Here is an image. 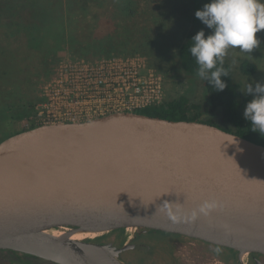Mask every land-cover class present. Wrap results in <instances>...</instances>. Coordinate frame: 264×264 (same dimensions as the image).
Masks as SVG:
<instances>
[{"label": "water", "instance_id": "obj_1", "mask_svg": "<svg viewBox=\"0 0 264 264\" xmlns=\"http://www.w3.org/2000/svg\"><path fill=\"white\" fill-rule=\"evenodd\" d=\"M205 200L218 207L191 219ZM139 228L264 253V146L136 112L40 125L0 142V251L125 264L93 240ZM79 233L93 237L71 239Z\"/></svg>", "mask_w": 264, "mask_h": 264}, {"label": "trees", "instance_id": "obj_2", "mask_svg": "<svg viewBox=\"0 0 264 264\" xmlns=\"http://www.w3.org/2000/svg\"><path fill=\"white\" fill-rule=\"evenodd\" d=\"M170 1L144 0L141 1L143 7L140 8L134 0H66L60 10L50 8L53 9L54 15L52 13L44 17L41 27L46 32H43L40 41L37 29L28 30V36L26 33L18 34V30L16 35L10 36L9 39L5 36L0 40L3 48L8 47L17 52L28 49L30 55L19 58L1 52L5 57L4 61H7L0 63L4 64L0 65V118L3 127L9 129L13 135L25 131L19 125L34 114L36 105L42 101L43 87L55 78L59 64L66 60L62 55L70 54L73 49L79 57L74 60L83 59L93 63L119 56L116 55L117 50L126 46L134 36L148 35L150 40L145 41L151 49L143 50L140 55L150 67L162 75L164 98L160 104L146 107L136 113L168 121H197L214 125L264 146V133L253 132L250 121L243 117L247 102L253 98L252 94H247L246 85L252 83L255 86L252 77L258 73L257 65L247 58H236L238 71L246 78L245 82L241 83L235 76L227 54L224 67L229 74L222 78L227 87L223 91H215L207 81L196 76L197 65L188 51L192 37L200 30L191 31L179 45L176 54L172 57L168 55L169 43L178 36L175 25L167 21L169 16L166 10ZM199 6L196 0V8ZM103 9L104 11L99 12ZM138 11L141 14H138ZM144 15L142 23L136 25L137 23L132 21L135 17ZM210 31L207 28L205 35ZM39 52L43 53L42 57ZM15 61L18 62L15 64ZM34 67H41L42 71ZM39 73L42 75L41 82H37ZM180 73L199 80L205 96L203 102L197 103L182 95L169 97L168 89ZM27 101H30V104ZM122 232L118 230L111 234L118 233L121 236ZM0 253V264H35L31 260L22 259L33 258L27 255L9 251ZM2 253H8L16 260L9 262L7 255Z\"/></svg>", "mask_w": 264, "mask_h": 264}, {"label": "built area", "instance_id": "obj_3", "mask_svg": "<svg viewBox=\"0 0 264 264\" xmlns=\"http://www.w3.org/2000/svg\"><path fill=\"white\" fill-rule=\"evenodd\" d=\"M163 82L162 75L139 56H115L93 63L68 59L43 87L42 101L28 121L37 127L136 112L162 102Z\"/></svg>", "mask_w": 264, "mask_h": 264}, {"label": "rangeland", "instance_id": "obj_4", "mask_svg": "<svg viewBox=\"0 0 264 264\" xmlns=\"http://www.w3.org/2000/svg\"><path fill=\"white\" fill-rule=\"evenodd\" d=\"M66 0H0V40H2L5 36L9 39L10 36L16 35V30L20 31L18 34L23 35L26 33V36H28V30H36L39 33L37 35L38 41L41 40L43 32H46L45 29H43V20L44 17L50 16L53 12L54 8L55 10L61 8V5ZM74 1V0H69ZM135 2H138V5L140 8L143 7L144 0H134ZM210 0H198L199 6L196 8V0H171L170 3H168L166 13L169 16L168 20L169 23H172L175 25L177 29L178 36H176L170 43H169V52L168 55L170 57L174 56L177 52V49L179 45L187 38L189 33L193 30H201L203 29L204 32H206L207 28L205 25H203L196 17L195 12L197 10H201L203 6L207 3H209ZM104 11L103 10H99ZM109 12H107L108 14ZM138 14H141V12L138 11ZM54 15V13L52 14ZM142 17V18H141ZM144 16H137L134 18L136 25L142 23V20ZM163 20V19H162ZM144 29V28H142ZM31 31L29 32V34ZM60 36H62V33H60ZM146 37V38H145ZM148 35H136L134 36L133 40L126 43V46L119 48L116 53V55H119L120 57H134L139 56L141 58H144L142 55H140L143 50L151 49V46L145 41L150 40L147 38ZM256 37L259 39L260 43L258 47L254 48L250 53H244L240 52L239 48L237 49H230L228 52V60L230 61L235 76L238 79L239 82L243 83L245 82L246 78L244 76H241V73L238 71L237 68V62L236 58L242 57L247 58L250 61H253L257 65L258 73L252 77L253 81L255 83H264V30H261L260 32L256 33ZM46 42H48V39H45ZM73 50V49H72ZM70 51V54L66 53L62 55L66 60H74L76 58H79L78 55L76 56V51ZM1 52L7 53L10 56L13 54L19 58H26L27 55H30V52L28 49H23L22 52L14 51L13 49H9L8 47L3 48L1 41H0V63H5L7 61H4L5 57ZM41 57L43 56V53L39 52ZM34 55V54H32ZM36 56V55H35ZM62 57H60V60ZM152 60V59H151ZM4 61V62H3ZM65 61V60H64ZM235 61V63H233ZM18 61H15V64ZM8 63H10L8 61ZM4 65V64H0ZM36 70L42 71L41 67H34ZM42 75L39 73L37 76V82H41ZM170 85V84H169ZM168 85V86H169ZM170 90V91H169ZM169 91V97H178L180 95L186 96L192 101H195L197 103H201L204 101V93L201 88V85L199 83V80L196 77L187 75L185 73H180L177 76V79L173 81L171 84V87L168 89ZM167 91V92H168ZM30 101H27L28 104ZM32 102V101H31ZM35 110V109H34ZM33 116V115H32ZM30 117L24 119L21 124L19 125L22 129H30L33 127V124L28 121ZM2 118H0V142L3 141L6 137L13 135V133L7 129L6 127H3L2 125ZM29 122V125L25 127V124ZM108 235V234H107ZM100 236V237H105ZM112 236H109V238ZM108 238V236H107ZM154 238H158V240H163L162 235L155 234ZM104 239V238H103ZM1 255V253H0ZM2 255H7V258L9 262H12L16 260L14 256L8 254V253H2ZM23 260H31L35 264H48L41 262L40 260L30 259V258H22Z\"/></svg>", "mask_w": 264, "mask_h": 264}, {"label": "clouds", "instance_id": "obj_5", "mask_svg": "<svg viewBox=\"0 0 264 264\" xmlns=\"http://www.w3.org/2000/svg\"><path fill=\"white\" fill-rule=\"evenodd\" d=\"M195 17L211 30L207 36L203 29L198 31L188 49L197 65L196 76L215 91H223L227 85L222 78L229 74L224 67L229 49L250 53L260 43L256 33L264 30V0H210ZM246 92L253 98L247 102L243 117L250 121L253 132L264 133V83H249ZM216 207L217 202L205 200L192 210L190 218L208 215Z\"/></svg>", "mask_w": 264, "mask_h": 264}, {"label": "flooded vegetation", "instance_id": "obj_6", "mask_svg": "<svg viewBox=\"0 0 264 264\" xmlns=\"http://www.w3.org/2000/svg\"><path fill=\"white\" fill-rule=\"evenodd\" d=\"M122 231L121 236L110 233L93 242L118 251L125 264H264V253L240 254L231 248L150 228H139L132 237ZM155 234L162 235L163 240L155 239Z\"/></svg>", "mask_w": 264, "mask_h": 264}, {"label": "bare ground", "instance_id": "obj_7", "mask_svg": "<svg viewBox=\"0 0 264 264\" xmlns=\"http://www.w3.org/2000/svg\"><path fill=\"white\" fill-rule=\"evenodd\" d=\"M56 236H59V233H52ZM93 235L92 234H83V233H79V234H74L71 236V239H75V240H83V239H87V238H92Z\"/></svg>", "mask_w": 264, "mask_h": 264}]
</instances>
